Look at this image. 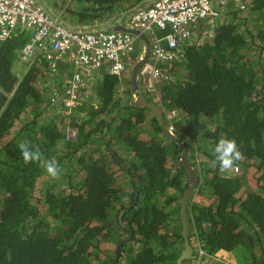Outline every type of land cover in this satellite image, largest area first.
I'll use <instances>...</instances> for the list:
<instances>
[{
    "label": "trees",
    "instance_id": "1",
    "mask_svg": "<svg viewBox=\"0 0 264 264\" xmlns=\"http://www.w3.org/2000/svg\"><path fill=\"white\" fill-rule=\"evenodd\" d=\"M143 2L50 3L84 26ZM243 3L190 25L176 57L159 63L169 77L145 93L177 111L175 130L198 175L187 204L193 256L179 264L206 256V264H264V0ZM29 34L17 29L0 40V264H176L188 184L177 143L150 109L118 95L120 77L106 72L70 118L77 137L67 138L61 109L48 100L46 83L55 76L46 60L19 59ZM221 136L241 152L236 173L215 161ZM21 143L41 158L25 163ZM53 160L56 177L46 171Z\"/></svg>",
    "mask_w": 264,
    "mask_h": 264
},
{
    "label": "built area",
    "instance_id": "2",
    "mask_svg": "<svg viewBox=\"0 0 264 264\" xmlns=\"http://www.w3.org/2000/svg\"><path fill=\"white\" fill-rule=\"evenodd\" d=\"M243 1L152 0L127 13L125 24L149 36V55L137 70L136 79L140 89L144 93L156 90V86L169 77L159 63L176 57L178 43L191 37L188 29L190 25L197 20L217 16L220 6L229 2L243 6ZM41 2L45 4L43 0ZM61 21L63 23L55 22L37 0H0V40L9 37L17 29L30 31L28 39L19 50V59L22 62H30L37 57L46 60L55 76L46 83L48 100L51 105H58L61 109L64 118L62 129L65 136L73 140L77 137L78 129L70 123V118L77 107L88 100L90 87L96 79L103 72L120 77L118 95L124 96L127 89L123 79L134 64L143 58L145 46L141 44L140 53L132 59L128 56L135 51L136 46V38L132 34L118 30L91 29L108 22L83 26ZM78 26L91 30L84 31ZM167 27L171 32L157 33ZM58 61L66 67L58 68ZM56 76L58 79L55 81ZM162 111L168 130L178 134L174 124L177 111ZM222 171L236 173L238 167L234 165L233 169ZM198 252L203 253L200 247ZM210 257L206 256L204 262L210 260Z\"/></svg>",
    "mask_w": 264,
    "mask_h": 264
},
{
    "label": "water",
    "instance_id": "3",
    "mask_svg": "<svg viewBox=\"0 0 264 264\" xmlns=\"http://www.w3.org/2000/svg\"><path fill=\"white\" fill-rule=\"evenodd\" d=\"M152 0H144L143 3L137 4L136 6H133L132 8H129L128 10L120 13L117 17L113 19V21L108 22L106 24H101L99 26H95L91 29H97V30H118V31H126V32H131L134 34H137L139 37H141L145 41V53L143 58L139 59L133 66L132 71L130 73V79H129V95H130V101L129 103L131 105L135 106H142L146 107L151 110V112L154 114L156 119L159 122L160 128L162 129L163 133L166 134L169 138H172L178 145V148L181 150L180 152V158L179 161L181 163L182 168L186 171L187 173V179H188V184L186 188L183 190L179 203H180V208H179V218L181 222V227H182V236L184 239V249L180 256L177 259L176 264L180 263V260L182 258H191L193 256L192 253V247L191 244L189 243V231H190V221H189V215L187 213V204L189 200L190 193L195 186V184L198 181V175L196 173L195 168L192 166L191 162L187 159V149L185 143L181 140V138L178 137L177 134L171 133L168 128L166 127L164 123V119L161 113V109L157 104H155L152 101H149L142 92L139 91L138 84L135 81V76L138 67L141 65L142 61L146 59L149 55V41L147 36L139 32L136 28L129 27L125 24L124 18L125 15L133 10H135L138 7H141L147 3H149ZM37 2L43 7V9L49 13L52 18L55 20L57 23H63L45 4L41 2V0H37ZM67 27H71L69 24H65ZM78 28L83 29L84 31L91 30L89 28L81 27L78 26ZM201 264H206L204 261L201 262Z\"/></svg>",
    "mask_w": 264,
    "mask_h": 264
},
{
    "label": "clouds",
    "instance_id": "4",
    "mask_svg": "<svg viewBox=\"0 0 264 264\" xmlns=\"http://www.w3.org/2000/svg\"><path fill=\"white\" fill-rule=\"evenodd\" d=\"M131 71H132V69L129 72L128 82L130 79ZM136 76H137V72H136ZM136 76H135V81L137 83ZM138 87H139V85H138ZM139 91L142 92L145 96V93L140 89V87H139ZM126 95L130 96L129 95V86H128V91L124 96H126ZM160 109H161V113H162L164 123H165V118H164L162 108H160ZM179 133L177 135L179 138H181V133L180 134ZM19 148H20V152H21V155H22L25 163H28L29 161H36V160H39L41 158V153L38 150L33 151L31 148L28 147V145L26 143H21L19 145ZM213 152H214L215 161L218 163L220 169L224 170V171H228V170L233 169L234 168V162L239 160L241 157V152L238 149L236 141L232 138L224 137V136H221L216 141L214 148H213ZM46 171L52 177H56L58 175L59 169L56 165L55 160L48 162L46 164Z\"/></svg>",
    "mask_w": 264,
    "mask_h": 264
},
{
    "label": "bare ground",
    "instance_id": "5",
    "mask_svg": "<svg viewBox=\"0 0 264 264\" xmlns=\"http://www.w3.org/2000/svg\"><path fill=\"white\" fill-rule=\"evenodd\" d=\"M245 5V4H244ZM244 5L242 6V7H244ZM138 30V29H137ZM139 32H141L140 30H139ZM128 33H130V34H132L133 36H135V38H136V42H135V44H136V46H137V49H138V51L139 52H137V54L136 55H138L139 53H140V51H141V44H143L145 47H146V45H145V41L141 38V37H139L137 34H134V33H131V32H128ZM143 33V32H142ZM145 34V33H144ZM146 36H147V38H148V41H149V36L147 35V34H145ZM132 52H134V51H132ZM132 52H130L129 54H128V56H129V58H131V55H132ZM133 59V58H132ZM147 59V58H146ZM146 59H144L143 61H142V63L146 60ZM141 63V64H142ZM64 64V63H63ZM139 68V67H138ZM138 70V69H137Z\"/></svg>",
    "mask_w": 264,
    "mask_h": 264
},
{
    "label": "rangeland",
    "instance_id": "6",
    "mask_svg": "<svg viewBox=\"0 0 264 264\" xmlns=\"http://www.w3.org/2000/svg\"><path fill=\"white\" fill-rule=\"evenodd\" d=\"M44 1V3H45V5L59 18V19H61V20H64V21H67V22H69V20H67V19H64L62 16H59V14L51 7V0H43ZM71 23V22H70ZM100 23V22H99ZM71 24H73V23H71ZM73 26V25H72ZM74 27V26H73ZM17 62L19 63V61L17 60ZM21 63H25V62H22L21 61ZM20 64V63H19ZM13 69H14V72L18 69V65L16 66V68L15 67H13ZM16 69V70H15Z\"/></svg>",
    "mask_w": 264,
    "mask_h": 264
},
{
    "label": "crops",
    "instance_id": "7",
    "mask_svg": "<svg viewBox=\"0 0 264 264\" xmlns=\"http://www.w3.org/2000/svg\"><path fill=\"white\" fill-rule=\"evenodd\" d=\"M117 17V16H116ZM115 17H113V18H111L108 22H111V21H113V19H114ZM77 25H80V24H77ZM63 67H66V65L64 64V66Z\"/></svg>",
    "mask_w": 264,
    "mask_h": 264
}]
</instances>
